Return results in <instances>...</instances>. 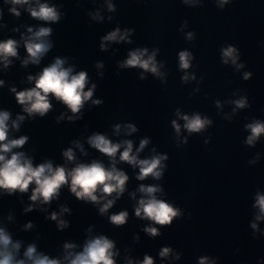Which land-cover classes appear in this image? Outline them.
I'll use <instances>...</instances> for the list:
<instances>
[{
	"label": "clouds",
	"instance_id": "1",
	"mask_svg": "<svg viewBox=\"0 0 264 264\" xmlns=\"http://www.w3.org/2000/svg\"><path fill=\"white\" fill-rule=\"evenodd\" d=\"M6 3L10 2L13 7L10 11L19 16L20 13L15 7L16 5H28L30 0H5ZM229 0H221V7L227 4ZM109 10H113V5L109 4ZM31 16L46 21H57L59 15L54 7H49L47 4H39L38 7H29L27 9ZM28 31L31 33L32 29ZM50 28H40L32 36L28 37L25 41V47L28 52V60L23 63L27 64L29 60L32 63H39L41 56L48 51L50 44L43 38L47 37L51 33ZM131 30H125L123 34L120 33V29L109 33L103 37L105 41H121L126 40L128 33ZM193 34L188 33V39H192ZM17 42L15 40H7L0 42V59L5 61L7 66L8 57L16 56ZM101 48H104L103 42ZM147 49H137L131 51L126 59L120 66L121 67H139L145 71H150L155 75H160L158 66L155 61V52L152 55H148L145 59ZM223 62L227 64L229 60L232 64L236 65L237 69L243 67L242 64H238L239 58L238 50L235 47L228 46L222 50ZM192 59L191 53L188 51H181L179 53L180 67L181 69H188L190 67V61ZM65 61L57 58L50 66L45 67L37 77L29 76L31 81L35 79V87L16 93V100L19 104L24 106V111L30 116L33 114H39L43 117L52 107L49 102V96L55 97L57 100L64 103L73 114L79 113L83 108L84 103L90 100L93 96V91L96 87L92 85L87 91L85 86L88 83V75L85 71H80L73 74L71 67L65 68ZM97 67H102L98 64ZM250 73L244 74V79L247 80L250 77ZM143 78V77H141ZM189 77L186 75L183 77L187 80ZM3 81H0L2 84ZM15 92V89H12ZM94 105L102 103L101 100H92ZM235 105L237 108H244L247 106L246 98L236 100ZM219 106V102H217ZM235 110V109H234ZM9 113L7 111L0 112V189H4L9 194L20 191L27 192L30 184H34L35 187L32 190L30 199L32 201L40 200L42 203H48L55 198L60 188L68 184L70 191L79 200L91 201L93 203H99L100 200L107 196L116 194L117 198L125 191V185L129 177L125 172L118 170L113 164L112 167L106 168L102 163L93 161L90 164H78L71 170L66 169L63 166L53 168L51 162H46L33 167L30 159H26L23 153H12L10 156L6 154L10 153L13 148L22 147L27 137L22 136L19 139H8V124ZM179 115V112L177 113ZM23 116H18L17 120L22 121ZM71 120L72 117H69ZM185 121L183 127L191 134L193 132H200L211 121L207 118H201L199 114H195L191 117L184 115L181 117ZM14 128H18L19 125L16 121L12 125ZM172 126L175 128L177 134L180 133V125L176 121H172ZM251 131V135L248 137L246 143L253 145L261 134H264V123L256 121L252 124L246 125ZM117 132L120 130V125H116ZM127 129L129 134L137 131V128L133 124H128ZM187 141L185 140V143ZM88 143L99 152L103 153L110 160H114L117 153L122 147L121 143H112L106 136L101 134H94L88 140ZM149 143L148 139H142L140 146L136 150L137 154L142 151ZM79 147V145H77ZM124 150L120 153V160L126 162L133 167H139V175L137 179L143 180L146 177H153L159 179L162 175V161L167 160L166 155H154L150 159H138L137 154H133V143L130 140L123 142ZM63 155L68 161L74 160V153L71 148L64 151ZM161 189L157 186H144L141 185L139 191L146 194L147 199L141 198L138 202V207L135 209V215L142 219H148L155 224L164 226L170 225L173 218L180 215V211L174 208L171 204L158 200L155 193ZM100 193L101 195H97ZM114 200L108 199L106 203L99 209L101 214L107 212L112 207ZM256 207L259 208V215L256 219L260 220L264 218V195H257ZM31 210V208L27 209ZM62 211H68V209H62ZM128 213L122 211L118 214H114L110 217V220L115 225H123L126 223ZM52 220H57V214L51 215ZM67 223L63 220L59 221V227H66ZM28 227H31L29 224ZM255 229L256 224H252ZM145 231L151 235L156 236L159 234V229L156 227H148ZM11 244L10 237L0 229V245L3 246L0 251V264H24L23 260L15 261L13 253L8 250V246ZM73 245L65 244V248H71ZM114 244L107 237L100 236L95 239L89 240L83 252L77 254L74 259L70 261V264H115L113 256L115 253L112 251ZM12 248L18 249V244H13ZM35 247L29 246L25 255L33 261V264H59L58 260H50L46 256H34ZM171 249L164 248L160 255L165 257L169 254ZM131 264V261H129ZM142 264H153L151 257L145 256ZM200 264H207L206 258L201 259Z\"/></svg>",
	"mask_w": 264,
	"mask_h": 264
}]
</instances>
